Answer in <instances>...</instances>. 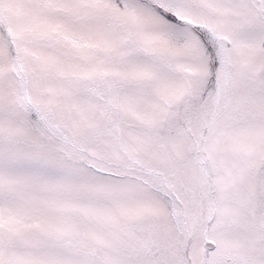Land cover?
Segmentation results:
<instances>
[{"label":"snow or ice","instance_id":"1","mask_svg":"<svg viewBox=\"0 0 264 264\" xmlns=\"http://www.w3.org/2000/svg\"><path fill=\"white\" fill-rule=\"evenodd\" d=\"M0 264H264V0H0Z\"/></svg>","mask_w":264,"mask_h":264}]
</instances>
